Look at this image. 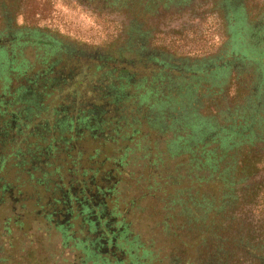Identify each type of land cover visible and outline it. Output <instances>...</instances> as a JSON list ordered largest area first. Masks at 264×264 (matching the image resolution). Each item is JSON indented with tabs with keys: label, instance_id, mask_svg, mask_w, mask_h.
<instances>
[{
	"label": "trees",
	"instance_id": "obj_1",
	"mask_svg": "<svg viewBox=\"0 0 264 264\" xmlns=\"http://www.w3.org/2000/svg\"><path fill=\"white\" fill-rule=\"evenodd\" d=\"M223 1L101 0L100 9L125 6L130 21L109 42L73 44L46 26L17 24L19 5L0 0V41L8 44L22 29L40 34L38 45L20 52L31 71L16 67L0 82V264L22 263L21 234L26 246L48 236L46 225L70 211L67 199L80 187L118 217L137 209L140 199L157 200L162 215L151 229L169 243V264H264V68L233 67L229 97L223 86L203 98L168 86L151 103H141L119 79L143 71L156 87V64L129 63L145 60L140 49L164 53L178 70L181 63L224 59L232 34ZM252 6L253 18L264 22V0ZM169 10L186 14L181 29L163 30ZM211 18L221 41L209 47L198 41ZM95 116L99 133L79 129ZM203 118L213 124L205 126ZM33 225L39 231L29 232Z\"/></svg>",
	"mask_w": 264,
	"mask_h": 264
},
{
	"label": "rangeland",
	"instance_id": "obj_2",
	"mask_svg": "<svg viewBox=\"0 0 264 264\" xmlns=\"http://www.w3.org/2000/svg\"><path fill=\"white\" fill-rule=\"evenodd\" d=\"M253 1L254 0L223 1V9L229 20V31L232 34L231 41L229 42V51L224 59L210 60L200 64L181 63L182 68L178 70L175 68V64L171 63L164 53L157 51L146 52L144 49H140L139 53L145 57V60L132 59L128 62L131 64H144V67L149 63L156 64L159 70L158 73H153V78L155 77V79H157L156 87H151L147 77L140 76V74H144L143 71L134 70L130 73L121 75L119 79H125L127 84L134 87L135 91L140 94L141 103L161 101V95L166 94L164 90L167 89L168 86L176 87V89L178 88L179 90H189L192 93V97L197 98L205 97L208 92L210 95L213 90L215 91V87L223 86L224 96L229 97L230 94L225 84L227 83V78L233 67L243 68L252 65L257 66L258 69L261 67L264 68V22L262 21V17L253 18V14L255 15L256 12V6H252ZM18 5L20 10L16 17L17 24L36 23L40 26H46L58 33V38L61 41L63 40L64 42L73 44H104L109 42L112 36L117 34L119 30L130 21L129 18H127L129 14L125 11V6L121 9H113V7L99 9L95 5H88L81 0H13V9ZM135 5L137 4L133 5V12L136 10ZM173 12L175 11L169 10V13L166 12L167 14L162 19L163 30L166 32L181 29L182 23L187 19L185 18L186 14L182 11L174 14ZM207 21L203 27L204 34L202 40L198 41V43L204 42L211 47L209 44L214 45L216 42H219L220 39L217 34L218 32L216 33L214 20L211 18ZM183 29L182 32L186 31V33H190L187 30L183 31ZM39 37L40 34L35 31H26L22 29L9 36L8 44L4 41H0V82L5 83L11 78L12 70L15 71L14 68L29 66L24 61L20 52H22L21 50L25 45H38ZM46 38L47 37H45V39ZM32 52L30 48H26L25 50V54L31 59L33 58ZM201 67L209 68L210 72H203L200 69ZM32 68L33 66H29V71H31ZM39 82L40 76H34L33 83ZM194 82L196 83L194 84ZM25 87L27 86L24 85L23 87L20 85L18 88L20 95L25 91ZM168 90H171V88ZM218 92L220 91H217V93ZM126 93L129 94L131 92L127 90ZM197 94H199V96H197ZM169 95L171 94H168V96ZM183 98L188 99L185 97ZM98 119L99 117L95 116L90 121L85 120V122H81L79 124V129L88 128L90 133H99L100 130L97 126L99 122ZM179 120L180 119H178V121ZM203 121L207 124H204L205 126L213 124L210 120L205 118H203ZM196 134L197 131L194 132V135ZM135 180V178L129 180L131 186L130 193L137 192ZM86 202L87 212L90 216L94 217L95 220H93L95 223L100 225V220L104 219V226L101 227V239L93 242L97 250H94L92 245L88 246L87 243L91 241L90 238L84 239L87 244L85 248L88 253V259L100 260L105 262V264L109 263L111 258L106 256V247L109 248L111 245L115 244L117 249H121L125 240L120 236L121 230L114 226L118 215L110 214V212L107 211L108 205L104 203L103 200H99L98 203H91L89 200H86ZM95 205H97V207ZM94 208L97 210H94ZM160 208V204L155 199L151 200L148 197L143 200L140 199L138 208L131 212L130 217L134 218L137 231L140 232L143 241L150 239L149 243H151V241L155 243V245L152 244L155 251L162 254L165 252V248L169 243H165L164 240L166 241V239L163 237L160 238L161 236L159 238L162 241H158V236H155L156 233H153L151 229L154 225L153 220L162 215V212L160 213L159 211ZM177 222L178 224L182 223L180 219H178ZM43 237L41 239L40 236L39 239L37 238V244L32 243L30 246L24 245L23 248L19 247L17 255L19 257L21 256L19 258L20 260L24 258V262H20V264H52L51 262L55 260L54 252L56 250L52 251V249H54V242L49 235ZM6 240L7 239H5V241ZM39 241L46 243V250L40 249L39 245H41L42 242L40 243ZM112 256L117 257L115 252ZM61 261L62 260L58 259L56 262L62 264L63 262ZM153 264H155V262Z\"/></svg>",
	"mask_w": 264,
	"mask_h": 264
},
{
	"label": "flooded vegetation",
	"instance_id": "obj_3",
	"mask_svg": "<svg viewBox=\"0 0 264 264\" xmlns=\"http://www.w3.org/2000/svg\"><path fill=\"white\" fill-rule=\"evenodd\" d=\"M83 2H86L88 5H95L100 9L99 5L101 4V0H84ZM81 191H84L82 187L77 191L76 197L71 201L67 199L66 204L70 211L65 212L63 215L58 214L59 216L55 217L56 219L51 220V224L46 225L45 231H49V237L51 236L54 242V249H52V251L56 249L54 252L55 260L51 262L52 264H60L56 262L58 259L62 260V264H105V262L100 260L88 259L85 246L87 244L88 246L92 245L93 249L97 250L93 242L101 239V227L104 226V219L100 220V225L94 222V217L90 216L87 212L86 200L88 199L84 193H80ZM72 201L73 207H71ZM94 210H96V208H94ZM131 212V210L127 211L124 209L123 213H121L120 217H118L114 223V226L121 230L120 236L125 240L121 249H117L115 244L111 245L109 248L106 247V256L111 258L110 262L106 264H153L154 262L155 264H169L166 252L159 254L152 246V244L155 245L154 242L151 241V243H149L150 239L143 241L140 232L137 231L134 218L130 217ZM55 215L56 214H54V216ZM125 223L128 225L127 233H125ZM42 226H40V228ZM34 229L39 231L36 225H33L28 231L33 232ZM44 234L45 233L42 235L46 237L47 235ZM21 235L20 244L22 246L19 247L23 248L29 240H26L25 233ZM88 238H90L91 241L86 244L84 239ZM36 240L37 237L33 238L32 243L37 244ZM114 252L117 257L112 256ZM22 260L24 262V258Z\"/></svg>",
	"mask_w": 264,
	"mask_h": 264
}]
</instances>
